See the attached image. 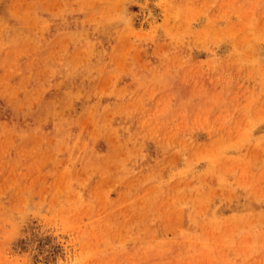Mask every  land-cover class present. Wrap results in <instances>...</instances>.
<instances>
[{"label": "rangeland", "instance_id": "1", "mask_svg": "<svg viewBox=\"0 0 264 264\" xmlns=\"http://www.w3.org/2000/svg\"><path fill=\"white\" fill-rule=\"evenodd\" d=\"M0 264H264V0H0Z\"/></svg>", "mask_w": 264, "mask_h": 264}, {"label": "clouds", "instance_id": "2", "mask_svg": "<svg viewBox=\"0 0 264 264\" xmlns=\"http://www.w3.org/2000/svg\"><path fill=\"white\" fill-rule=\"evenodd\" d=\"M33 211H35V209H32L31 211H29L28 215L31 216Z\"/></svg>", "mask_w": 264, "mask_h": 264}]
</instances>
